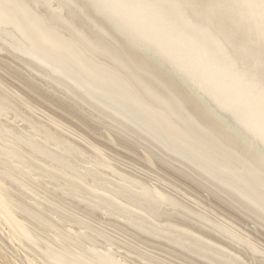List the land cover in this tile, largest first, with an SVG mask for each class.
<instances>
[{
  "label": "bare ground",
  "instance_id": "1",
  "mask_svg": "<svg viewBox=\"0 0 264 264\" xmlns=\"http://www.w3.org/2000/svg\"><path fill=\"white\" fill-rule=\"evenodd\" d=\"M0 264H264L260 0H0Z\"/></svg>",
  "mask_w": 264,
  "mask_h": 264
},
{
  "label": "snow or ice",
  "instance_id": "2",
  "mask_svg": "<svg viewBox=\"0 0 264 264\" xmlns=\"http://www.w3.org/2000/svg\"><path fill=\"white\" fill-rule=\"evenodd\" d=\"M260 7L264 8V0H260Z\"/></svg>",
  "mask_w": 264,
  "mask_h": 264
},
{
  "label": "rangeland",
  "instance_id": "3",
  "mask_svg": "<svg viewBox=\"0 0 264 264\" xmlns=\"http://www.w3.org/2000/svg\"><path fill=\"white\" fill-rule=\"evenodd\" d=\"M114 148L119 149L120 151H123L121 147L114 146Z\"/></svg>",
  "mask_w": 264,
  "mask_h": 264
}]
</instances>
